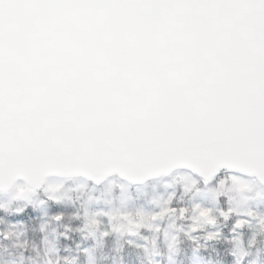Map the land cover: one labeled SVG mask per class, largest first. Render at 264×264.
<instances>
[{"label": "water", "instance_id": "water-1", "mask_svg": "<svg viewBox=\"0 0 264 264\" xmlns=\"http://www.w3.org/2000/svg\"><path fill=\"white\" fill-rule=\"evenodd\" d=\"M176 170L264 185V0H0V191Z\"/></svg>", "mask_w": 264, "mask_h": 264}, {"label": "rangeland", "instance_id": "rangeland-1", "mask_svg": "<svg viewBox=\"0 0 264 264\" xmlns=\"http://www.w3.org/2000/svg\"><path fill=\"white\" fill-rule=\"evenodd\" d=\"M182 194H185L183 200L188 212L184 214V221H178L177 215L169 213V203ZM71 195L81 201L86 225L93 235L104 236L115 225L118 231L116 240L128 238L140 244L146 258H150L149 245L157 246L161 241L166 246L177 231L190 234L201 226V215L210 218L211 210L220 206V196L229 214L242 222V230H232L233 253L238 261L244 252L242 234L252 242L256 235L264 233V186L235 174L200 186L190 173L177 171L133 190L116 178H109L99 186H91L82 180L65 184L59 179H49L39 193L27 194L21 186L12 194L24 202L41 197L68 202L73 200ZM103 221L107 223L106 227L102 225ZM43 245L46 253L55 252L48 240L44 239ZM193 264L202 263L195 259Z\"/></svg>", "mask_w": 264, "mask_h": 264}, {"label": "trees", "instance_id": "trees-1", "mask_svg": "<svg viewBox=\"0 0 264 264\" xmlns=\"http://www.w3.org/2000/svg\"><path fill=\"white\" fill-rule=\"evenodd\" d=\"M219 200L221 208H225L222 197ZM47 202L48 215H62L58 222L51 218L55 233L50 232L47 236L56 252L47 254L42 248V235L38 226H34L39 213L32 211L24 216L26 232L16 239L10 236L6 241L9 249L7 253H0V264H47L46 261L53 264H193L195 259L202 264H237L230 231L233 219L222 222V218L216 216L221 223L214 231L206 225L193 230L190 235L178 232L172 243L166 246L151 244L150 258H146L141 246L127 240L118 244L114 228L103 237L91 234L83 225L85 216L80 202L73 200L70 203L50 197ZM243 244L245 251L240 264L264 263V237L257 235L249 245L244 239Z\"/></svg>", "mask_w": 264, "mask_h": 264}, {"label": "flooded vegetation", "instance_id": "flooded-vegetation-1", "mask_svg": "<svg viewBox=\"0 0 264 264\" xmlns=\"http://www.w3.org/2000/svg\"><path fill=\"white\" fill-rule=\"evenodd\" d=\"M21 186L24 187L23 184L16 183L9 191L0 192V253H7L9 248L6 241L9 236L20 237L23 235L25 231L24 216L26 214H30L32 211H41L44 214L48 210L42 199H31L24 202L18 196H12ZM175 208L174 214L179 216L181 206ZM36 225L40 227L39 231L44 234L54 229V226L47 223L43 216L40 217Z\"/></svg>", "mask_w": 264, "mask_h": 264}]
</instances>
